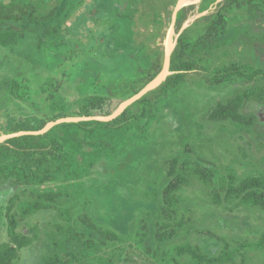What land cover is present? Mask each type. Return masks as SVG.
<instances>
[{"label": "rangeland", "instance_id": "1", "mask_svg": "<svg viewBox=\"0 0 264 264\" xmlns=\"http://www.w3.org/2000/svg\"><path fill=\"white\" fill-rule=\"evenodd\" d=\"M21 1L33 2L42 14L53 8L56 11L45 21L34 17L22 22H0V30L18 32V37L9 47L0 44V135L18 131V125L32 117L48 123L60 116L85 115L86 98L80 95L75 84L69 83L65 76L70 62L60 68L56 75L58 81H61L59 90L64 107L53 111L51 101L47 98L48 92L39 93V88L48 81L51 69L35 59L41 57L49 45L56 48L60 57L68 48H75L83 55V48L78 46V41L85 44L91 35L99 38L102 31L108 30L104 48L107 56L117 58L118 62L114 66L108 65L107 72H114L120 78L118 67L130 65L133 56L138 62V56L134 54L136 46L128 39H123L119 33L135 30L136 43L143 41L146 45V51L139 59L147 60L148 55H153L152 60H149L162 66L166 30L177 0ZM192 1L186 0L187 5L181 10V18L175 29L177 36L182 30L204 21L229 0H208L205 11H200L199 3L191 4ZM258 5L259 0H256L255 5L249 4L230 12L228 30H231L234 40L225 48L212 51L214 54L210 68L218 67L232 58L264 68V11L255 9ZM131 7L136 9L133 25L127 17ZM237 13L239 16H236ZM53 27L56 33L50 36L48 30ZM94 66L98 67V64L94 63ZM85 73L92 75L94 70L87 69ZM209 75H212L211 71L189 72L188 83L177 93L179 107L165 104L162 112L149 125L147 139L142 135L133 147L113 158L96 156L92 167L81 178L72 179L61 175L54 183L38 185H19L14 178L2 180L0 243L10 240L8 217L14 214L17 221L15 232L29 241L19 250V264H41L46 252L63 244L64 235L57 232L56 226L64 222L59 214L60 206H64L69 208V215L78 228L89 231L76 218L85 210L96 224L121 236L120 243L113 242L114 247L129 245L123 261L119 260L115 264H150V256L133 245V236L138 219L147 210L158 207L157 199L164 182V161L167 158L190 146L201 157L217 166L225 178L229 170L235 173L236 181L248 174L258 175L264 171V101L257 102L252 98L244 104L243 112L256 115L251 132L235 133L228 130L232 126L225 129L212 121L209 113L223 97L224 88L228 85H207L209 81L206 76ZM18 77L31 78L33 90L36 88V91L30 93L31 97L22 98L10 93V82ZM233 86L236 91L240 89V85ZM121 97L118 95V98ZM112 100L111 105L119 101ZM110 104L107 106L109 109ZM140 109V106H134L130 108L129 114L134 117V112ZM55 132L62 133L63 130L57 127ZM131 134L132 131L126 135ZM78 135L90 139L82 129H78ZM91 149L92 146L84 143L80 150L86 152ZM194 155L191 153V156ZM77 158L79 163L84 162L81 153ZM187 177L188 182L178 195L182 205L188 207L192 229L190 233L181 234V237L185 235L182 237L184 240L201 245L209 254L234 253L235 257L226 264H264V211L250 206L230 209L217 206L211 200V187L200 183L192 173ZM46 190H62L67 192V196L59 198L54 203L56 207L38 209L20 217L21 210L28 209V204L37 199V194ZM147 220L153 221L152 218ZM262 241L263 244H260ZM70 246L67 243L68 250L72 249ZM130 246L133 255L128 253ZM81 251L77 249L75 257L81 256ZM108 254L110 249L105 248L97 256ZM96 258L90 259L95 262ZM83 261L74 263L81 264ZM88 262L91 263L90 260Z\"/></svg>", "mask_w": 264, "mask_h": 264}, {"label": "trees", "instance_id": "2", "mask_svg": "<svg viewBox=\"0 0 264 264\" xmlns=\"http://www.w3.org/2000/svg\"><path fill=\"white\" fill-rule=\"evenodd\" d=\"M256 0H230L214 15L206 17L182 30L177 38L171 56L170 73L164 82L156 89L148 92L139 100L126 108L123 113L109 122L91 120L81 122L62 123L52 127L42 135H21L12 137L0 143V182L14 178L19 185L49 184L57 181L61 175L68 178L79 179L86 174L93 165L96 156L113 158L122 154L128 148L133 147L141 136L147 139L148 127L162 112V107L167 104L171 107H179L177 93L187 83L189 72L211 71L212 75L206 76L207 85H228L224 88L223 97L217 102L209 113L212 121L235 133L251 132L255 125L256 115L243 112L244 104L252 99L257 102L264 101V68H258L250 63L232 58L221 63L218 67L210 68V60L213 59V50L225 48L232 43L234 35L229 29L230 12L246 5H255ZM203 11L205 5L200 4ZM255 9L264 11V0H259ZM55 8L46 14H42L33 2L26 3L21 0H0V22H22L37 17L43 21L55 14ZM136 9L131 7L127 17L134 24ZM239 16V13L236 14ZM181 13L178 15V20ZM234 19V23H235ZM56 29L50 28L48 35H54ZM123 39H128L136 46L135 56L130 59V65L118 67L120 78L114 72H107V66H114L117 58L107 56L105 44L108 30L102 31L99 38L90 36L87 43L78 41V46L83 48V55L75 48H68L59 56L56 48L49 45L43 51V55L35 59L40 64L45 63L50 69L48 81L39 88L40 92H48L47 98L51 101L53 111L61 110L64 105L60 95V83L56 78L60 68L70 62L67 74L69 83H74L80 95L86 98L84 106L85 115H107L113 112L121 101L135 94L148 81H150L162 66L151 62L153 55H148L147 60L139 59L146 51L143 41L136 43L135 30L128 33H119ZM18 37L14 30H0V44L9 47ZM28 59L34 61L32 57ZM151 59V60H149ZM98 64V67L94 66ZM94 70V74H87L85 70ZM80 79V80H79ZM204 77H202V80ZM79 80V82H78ZM76 81V82H75ZM240 85L236 91L232 85ZM10 93L22 98L31 97L30 93L36 91L32 88L30 77H18L11 80ZM121 95V98H118ZM124 98V99H123ZM112 99H118L114 105ZM110 104V109L107 106ZM140 106V111L129 114L130 108ZM131 115V119L130 116ZM61 117V116H60ZM59 117H56V119ZM130 120V121H129ZM128 121V122H126ZM47 121L35 117L18 125L17 130H38ZM61 127L63 132L57 133L55 129ZM78 129H82L85 136L81 138ZM132 131L131 135H126ZM84 143L93 149L83 152ZM84 159L79 163L78 154ZM191 153H195L191 156ZM165 176L157 199L158 207L147 210L137 221L134 232V246L150 256L148 263L157 264H226L234 258L232 252L209 254L203 247L194 242L184 240V233L191 232L188 207L182 205L178 192L188 182V175L197 176L200 183L212 188V203L227 209L232 207L250 206L253 209L264 211V171L258 175L248 174L236 181L233 170L227 172L226 178L219 172L217 166L201 157L193 147H187L184 151H177L164 161ZM191 172V173H189ZM189 173V174H188ZM67 192L62 190H46L37 194V199L28 204V209L21 210L20 217L38 209L56 207L54 203L61 197H66ZM60 216L64 222L56 226L57 232L64 235L63 244L51 248L44 255L41 264H115L123 261V255L128 246H115L113 242H121L122 238L111 229L96 224L87 212L81 211L77 220L82 222L89 230L76 226L69 215V208L60 206ZM147 218H152L150 222ZM17 225L14 214L8 217V234L10 240L0 243V264H19V250L29 243L23 235L15 232ZM183 239L184 241L178 242ZM67 243L71 250L67 249ZM263 244V241L260 243ZM110 249V254L98 257L99 252L105 248ZM108 247V248H107ZM114 247L113 249H111ZM128 253H131V246ZM77 249H82L81 256L75 257ZM74 250V251H73ZM92 262L90 258H94ZM125 257V256H124ZM87 260V261H86ZM125 260V258H124Z\"/></svg>", "mask_w": 264, "mask_h": 264}, {"label": "water", "instance_id": "3", "mask_svg": "<svg viewBox=\"0 0 264 264\" xmlns=\"http://www.w3.org/2000/svg\"><path fill=\"white\" fill-rule=\"evenodd\" d=\"M200 0H193L190 3H196ZM187 5V2L185 0H177L176 4L174 5L170 23L168 26V29L166 30L165 35V41H164V57H163V63L160 71L150 80L148 81L141 89H139L135 94L131 95L130 97L124 99L117 108L107 115H82V116H64L57 118L55 120H52L45 124L41 129L38 130H18L15 132H10L7 134L0 135V143L16 136L21 135H42L49 131L52 127L62 124V123H71V122H81V121H91V120H97V121H103V122H109L118 117L121 113L124 112V110L139 100L142 96L147 94L148 92L156 89L158 86H160L167 75L170 73V63H171V56L176 44V38L177 35L175 34V24L177 20V13L181 8Z\"/></svg>", "mask_w": 264, "mask_h": 264}, {"label": "flooded vegetation", "instance_id": "4", "mask_svg": "<svg viewBox=\"0 0 264 264\" xmlns=\"http://www.w3.org/2000/svg\"><path fill=\"white\" fill-rule=\"evenodd\" d=\"M185 1H186V0H185ZM207 1H208V0H200L199 2H196V3H199V9L201 8V7H200L201 2H203V4L205 5V9H204L203 11H205V10L207 9V7H208ZM229 1H230V0H229ZM229 1H228V2H229ZM228 2H227V3H228ZM196 3H191V4H196ZM227 3L221 5L220 8H221L222 6H224V5H226ZM175 4H176V3H175ZM184 7H185V6H184ZM184 7H183V8H184ZM183 8H181V10H182ZM220 8H219V10H220ZM181 10H179L178 13H177V20H176V24H175V29H176V25H177V22H178V15H179V13H181ZM200 11H201V9H200ZM217 12H218V11H216L214 14H216ZM214 14H212V15H214ZM210 16H211V15H210ZM243 62L250 63V62H248V61H243ZM250 64H251V63H250Z\"/></svg>", "mask_w": 264, "mask_h": 264}, {"label": "bare ground", "instance_id": "5", "mask_svg": "<svg viewBox=\"0 0 264 264\" xmlns=\"http://www.w3.org/2000/svg\"><path fill=\"white\" fill-rule=\"evenodd\" d=\"M171 1V0H170ZM166 2V1H165ZM166 5H168V4H166ZM172 6V5H171ZM184 10V9H183ZM169 11V10H168ZM182 22V21H181ZM183 28V27H182Z\"/></svg>", "mask_w": 264, "mask_h": 264}]
</instances>
